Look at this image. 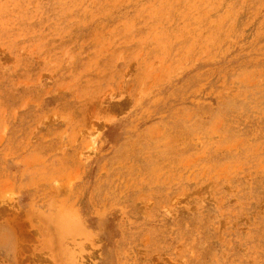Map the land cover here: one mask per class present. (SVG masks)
Returning a JSON list of instances; mask_svg holds the SVG:
<instances>
[{"label": "rangeland", "instance_id": "374dc122", "mask_svg": "<svg viewBox=\"0 0 264 264\" xmlns=\"http://www.w3.org/2000/svg\"><path fill=\"white\" fill-rule=\"evenodd\" d=\"M0 264H264V0H0Z\"/></svg>", "mask_w": 264, "mask_h": 264}]
</instances>
